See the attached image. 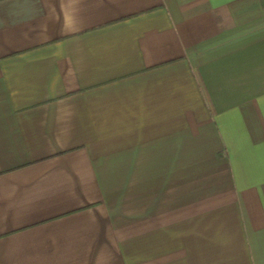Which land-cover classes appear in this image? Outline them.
<instances>
[{
    "label": "crops",
    "instance_id": "obj_1",
    "mask_svg": "<svg viewBox=\"0 0 264 264\" xmlns=\"http://www.w3.org/2000/svg\"><path fill=\"white\" fill-rule=\"evenodd\" d=\"M0 264H264V0H0Z\"/></svg>",
    "mask_w": 264,
    "mask_h": 264
}]
</instances>
